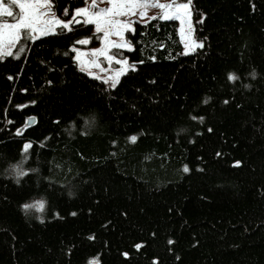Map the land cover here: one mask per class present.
<instances>
[{
  "label": "trees",
  "instance_id": "1",
  "mask_svg": "<svg viewBox=\"0 0 264 264\" xmlns=\"http://www.w3.org/2000/svg\"><path fill=\"white\" fill-rule=\"evenodd\" d=\"M52 1L64 19L84 2ZM191 8L204 47L184 53L175 19L136 21L114 89L68 47L97 42L91 23L0 59V264H264V0Z\"/></svg>",
  "mask_w": 264,
  "mask_h": 264
},
{
  "label": "snow or ice",
  "instance_id": "2",
  "mask_svg": "<svg viewBox=\"0 0 264 264\" xmlns=\"http://www.w3.org/2000/svg\"><path fill=\"white\" fill-rule=\"evenodd\" d=\"M150 2L151 0H110V7L99 8L96 0H92L90 7H76L72 9L71 14H69V7L65 6L63 9V15L69 16V18L61 19L60 17L55 16L54 13L48 17H44L43 13L40 11V5H48L49 7L46 9V11L51 12L50 5L52 3V0H10L9 3H5V0H0V17H3L6 14V16L12 21L9 22L7 20L0 19V59H3L5 56H14L19 58L25 51L24 45L27 41L35 43L37 40H43V38L48 36H57L62 32H71L73 31V25L81 24V22L85 25L91 23L94 24L96 33H102V35L99 36V40L103 42L104 47L92 48L90 51L98 56L106 57L109 63H111L112 61H116L123 66L118 69L116 75L114 77H111L110 79H107L105 77H98L103 81V83L107 84L109 88L114 89L118 83V78L121 73L126 72L129 68L135 70V64L128 63L127 58L117 60V57L115 55L109 54L110 48L134 50V45L131 40L124 37L126 31L128 32L129 36L135 33V21L119 19L118 17L122 15L132 14L133 10L137 6H143ZM157 3L161 9H164L163 14L159 17L160 19L180 20L181 25L185 23L188 24V32L192 31V25L190 21L192 15V0H176L174 4L159 3V0H157ZM14 5H18V15L14 14ZM252 9L255 10V4H252ZM145 14V12H141L140 16H144ZM205 15L206 13H199L201 22L204 20ZM152 19H156V17H152ZM139 23L148 24L149 21L140 19ZM113 34L121 37L122 39L119 41L112 40L110 37ZM92 39V36L80 37L69 44L68 47L71 51L77 53L74 59L79 61L81 64H94L95 66L99 67V64L94 59L85 61L79 54L81 53L82 49L76 47V45H86ZM18 45L20 46L18 47ZM197 45L200 48H203L204 42L190 41L185 45V49L186 51H195V46ZM14 48H16L15 52H13ZM152 59H155V57H152ZM41 62L43 63L44 61ZM136 63L142 64L143 61H138ZM88 75L93 76L94 73L89 71ZM249 75L255 77L257 73L255 72V70H253L251 73H249ZM11 78L12 77L9 76V79ZM228 79L235 81L239 79V77L235 73H228ZM46 83L51 84L52 81L49 80L46 81ZM245 87H250V85H245ZM208 99L211 98H207L204 102L207 103ZM35 102V100L29 101V103L32 104H34ZM224 103H228V100H225ZM17 107H23V105H18ZM237 107H240V105H237ZM193 118L199 119L201 121H203L204 119L203 117ZM27 119L34 121L35 118L28 117ZM54 122L58 123L59 118H57V120ZM15 131L17 134H20L21 128H16ZM208 131L211 132L212 129L208 128ZM44 139L46 140L47 137H44ZM130 139L135 141L136 137L132 136L130 137ZM113 143H115V141H113ZM30 147L31 142L25 141L22 151L27 150ZM216 155H220V153L218 152L216 153ZM24 158H26V152ZM241 163L242 162L240 160L233 161V164L236 166L240 165ZM28 171H35V169H24L22 167L21 161L17 165L12 166V171H10L9 174L16 177V182L19 183V178L25 176ZM184 171H189L187 165H184ZM35 206V204L29 203H24L22 205L23 209L26 210ZM72 215H75V213H72ZM93 238L94 237L92 236L89 237V239ZM168 243L172 244L173 240L169 239ZM134 247L136 249H140L141 243L135 244ZM68 251L71 252V249H69ZM98 255L99 254H97V257ZM122 255L124 257H128L129 253L123 252ZM97 257L92 258V264H100ZM153 259L155 261L156 258Z\"/></svg>",
  "mask_w": 264,
  "mask_h": 264
},
{
  "label": "rangeland",
  "instance_id": "3",
  "mask_svg": "<svg viewBox=\"0 0 264 264\" xmlns=\"http://www.w3.org/2000/svg\"><path fill=\"white\" fill-rule=\"evenodd\" d=\"M9 2H10V0H5V3H9ZM96 2H97V5H98L99 8H104V7H110L111 6L110 0H96ZM175 2H176V0H159V3H166V4H168V3L174 4ZM91 3H92V0H84L83 4H81L79 6H76V7H82V6L90 7ZM48 7H49L48 5H40V11L43 13L44 17H48V16L52 15L53 13L55 14V16L60 17L59 15L56 14L55 10L53 9V1H52L51 5H50L51 12L46 11V9ZM92 10H95V9H92ZM13 11H14V14L18 15V5H14L13 6ZM141 12H145L146 14L144 16H140ZM163 12H164V9H161L158 6L157 0H151V2L148 3V4H145L143 6H137L133 10L132 14L122 15V16H120L118 18L119 19L132 20V21H135V22L136 21L139 22L140 19L150 20V19H152V17H160L163 14ZM0 19H4V20H7L9 22H12L11 19L6 16V14L3 17H0ZM61 19H64V18H61ZM191 19H192V15H191L190 21H191ZM175 20H177V19H175ZM177 21L179 23V25H178L179 34H180V37H181V41L183 43L184 53L188 54V53H190L192 51H186L185 45L187 43H189L190 41H199V40H195L194 39V37L192 35V31L188 32V24L187 23L181 25V21L180 20H177ZM191 25H192V22H191ZM182 29H183V31H182ZM93 32L96 35L95 37L97 38V42H93L91 40L86 45H76V47H79V48L82 49L81 53H79V54L83 57V59L85 61H87L89 59H94L99 64V67L95 66L94 64L93 65H89L87 63L86 64H81L79 61H77V60H75V61L77 62L78 68L81 71L85 72L86 74H88L89 71L94 73V75L91 76V77H94V78L105 77L107 79H110L111 77H114L116 75V73H117V70L120 69L123 66L120 65L119 63H117L116 61H112L111 63H109L107 61L106 57L98 56L96 54H93L90 51L92 48L104 47L103 42L99 40V36L102 35V33H96L95 32L94 24H93ZM126 33H127V31L125 32V37L124 38H126ZM110 38L112 40H116V41H119V40L122 39L121 37H119V36H117L115 34H113ZM27 42H25L24 46H26ZM19 46L20 45H18V47ZM196 48H199V46L198 45L195 46V49ZM120 50H129V49L110 48L109 49V54L115 55L117 57V60L127 58L126 56H124V54ZM15 51H16V48L13 49V52H15ZM73 53H74V57H75L77 55V53H75V52H73ZM22 54H21V56H22ZM127 61H128V63H130L128 58H127ZM135 68H136V66H135ZM130 69L131 68H129L126 72H128ZM126 72H123V73H121L119 75L118 81L120 80L121 76L124 73H126ZM41 202H42V204H41ZM26 203L35 204L36 205L35 207H32V208L27 209V210H30V211H33L34 213H36L38 219H43L44 218L43 214H42V210L45 207V200L44 199L34 198V199H31V200L27 201Z\"/></svg>",
  "mask_w": 264,
  "mask_h": 264
},
{
  "label": "water",
  "instance_id": "4",
  "mask_svg": "<svg viewBox=\"0 0 264 264\" xmlns=\"http://www.w3.org/2000/svg\"><path fill=\"white\" fill-rule=\"evenodd\" d=\"M32 122H33V120L30 123H32Z\"/></svg>",
  "mask_w": 264,
  "mask_h": 264
}]
</instances>
